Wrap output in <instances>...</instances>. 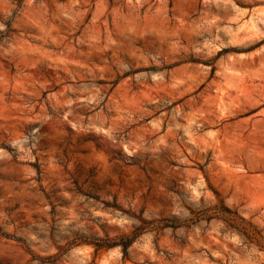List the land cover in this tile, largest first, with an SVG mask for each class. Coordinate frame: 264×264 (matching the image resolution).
Segmentation results:
<instances>
[{
	"label": "clouds",
	"instance_id": "obj_1",
	"mask_svg": "<svg viewBox=\"0 0 264 264\" xmlns=\"http://www.w3.org/2000/svg\"><path fill=\"white\" fill-rule=\"evenodd\" d=\"M215 2L0 0V264H264V83L212 94L243 43ZM226 6L264 41V0ZM191 57L217 71L181 100Z\"/></svg>",
	"mask_w": 264,
	"mask_h": 264
},
{
	"label": "rangeland",
	"instance_id": "obj_2",
	"mask_svg": "<svg viewBox=\"0 0 264 264\" xmlns=\"http://www.w3.org/2000/svg\"><path fill=\"white\" fill-rule=\"evenodd\" d=\"M229 0H216V2L212 5L210 10L208 11V18L212 19L215 17H219L220 19L216 21L221 27L224 24H228L233 28V31L237 33L236 39L238 41H243V43H234L229 48H225L217 52V57H231L232 63L226 66V76L231 77V79L224 78H216L215 83H212V94L215 95L217 92V88H219V94L224 97L229 94L235 95L241 91L249 90L253 85H259L260 83H264V68L261 66L264 65V51H261L260 45L264 43L261 41L259 43L256 42H248L245 40V36L250 34V27L244 21L231 19L229 16L230 9L226 6ZM217 5H225L224 7H217ZM171 7V3L169 4ZM203 5H197V8H202ZM229 17L225 19V17ZM258 23V22H257ZM195 26V25H194ZM200 31H203L201 29ZM212 33L215 34V27L211 29ZM206 34V33H205ZM207 35V34H206ZM211 37H209L210 39ZM237 57H240L239 61L236 60ZM170 72H175L178 76L190 77L191 86L187 91H184L181 95L180 99L185 100L189 97L196 96L201 93L205 89H207L208 85L212 82V77L214 76L217 69H213L212 75L206 77L204 72L205 64L201 63V61L196 57H191L187 60L181 61H173L168 66ZM198 82V86L195 84ZM235 84V87H230V85ZM123 85V81H117V87ZM226 90V91H225ZM258 109H245L243 113H236L234 117H230L229 120L234 122L235 120H247L251 123L250 118H254L256 116ZM28 166L24 165L21 177L26 173ZM224 182L228 181V177L225 176L222 178ZM69 197L71 199L66 200L61 207L65 210V213L69 218H71L75 212L81 207L78 196H82L83 193L79 190L74 195L72 192H69ZM26 199L28 197H25ZM46 199L43 196H37L31 198V207H28L27 212L19 213V218L22 220H26V222L35 221V227L40 226L41 222L45 219L44 209L40 203L41 199ZM20 207L19 201L15 204H7L3 207V211L6 213L15 212L16 209ZM27 207V206H26ZM6 240H10L11 238L5 235ZM4 264H10L8 261L7 255L3 257Z\"/></svg>",
	"mask_w": 264,
	"mask_h": 264
}]
</instances>
